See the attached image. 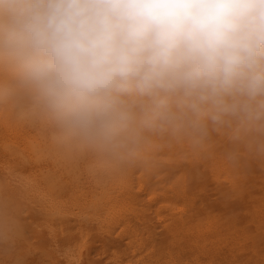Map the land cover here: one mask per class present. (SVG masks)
<instances>
[{
	"label": "clouds",
	"instance_id": "clouds-1",
	"mask_svg": "<svg viewBox=\"0 0 264 264\" xmlns=\"http://www.w3.org/2000/svg\"><path fill=\"white\" fill-rule=\"evenodd\" d=\"M119 166L211 132L264 147V0H0V98Z\"/></svg>",
	"mask_w": 264,
	"mask_h": 264
},
{
	"label": "bare ground",
	"instance_id": "bare-ground-1",
	"mask_svg": "<svg viewBox=\"0 0 264 264\" xmlns=\"http://www.w3.org/2000/svg\"><path fill=\"white\" fill-rule=\"evenodd\" d=\"M12 106L0 117L5 133L0 136V264H163L154 244L138 250L139 244L126 241L127 214L133 201L148 193L145 182L139 180L134 191L130 168L115 166L101 156L92 158L84 149L61 142L55 129L50 133L47 121L38 116L34 125L31 117L27 119L30 110L21 103L16 111ZM162 142L140 158L163 147ZM84 170L87 181L80 186ZM227 170L222 168L224 173ZM157 221L166 223L163 217ZM172 225L170 221L163 226ZM203 255L200 251L190 262L199 263ZM221 258L216 252L215 258L209 255L202 261L223 264L218 262ZM185 261L189 264V258Z\"/></svg>",
	"mask_w": 264,
	"mask_h": 264
},
{
	"label": "rangeland",
	"instance_id": "rangeland-1",
	"mask_svg": "<svg viewBox=\"0 0 264 264\" xmlns=\"http://www.w3.org/2000/svg\"><path fill=\"white\" fill-rule=\"evenodd\" d=\"M20 103L29 111L25 101L2 97L0 117L12 104L16 111L14 107ZM32 115L27 119L31 117L36 125L38 115ZM47 126L53 133L54 128L49 123ZM33 129L29 131L35 133ZM4 135L0 125V136ZM162 141L164 146L147 158L122 164L132 170L134 191L139 180L148 187V193L134 200L133 210L127 214L130 227L126 241L139 244L138 250L154 244L157 258L163 264H186L187 258L189 264H203L204 257L215 258L216 252L222 256L218 262L223 264H264V147L261 142L239 144L217 132H211L195 150L167 139ZM84 150L92 158L99 156ZM148 165L152 167L149 169ZM224 166L228 169L226 173L222 171ZM85 173L86 170L80 173V186L87 181ZM158 217L166 219V223L173 221L171 228L163 226L166 224L163 221L158 222ZM238 237L242 240L232 245L230 240ZM169 248L171 254L167 257ZM200 251L204 255L200 256L199 263L190 262Z\"/></svg>",
	"mask_w": 264,
	"mask_h": 264
},
{
	"label": "snow or ice",
	"instance_id": "snow-or-ice-1",
	"mask_svg": "<svg viewBox=\"0 0 264 264\" xmlns=\"http://www.w3.org/2000/svg\"><path fill=\"white\" fill-rule=\"evenodd\" d=\"M4 264H9V262H4ZM14 264H21V262H14ZM100 264H103V262H100Z\"/></svg>",
	"mask_w": 264,
	"mask_h": 264
}]
</instances>
